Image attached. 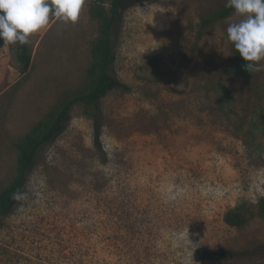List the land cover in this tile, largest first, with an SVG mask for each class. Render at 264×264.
<instances>
[{
    "label": "rangeland",
    "instance_id": "obj_1",
    "mask_svg": "<svg viewBox=\"0 0 264 264\" xmlns=\"http://www.w3.org/2000/svg\"><path fill=\"white\" fill-rule=\"evenodd\" d=\"M92 1L76 23L51 17L31 34L27 75L17 43L0 47V192L17 173V140L87 83ZM225 3L120 0L112 72L123 85L97 108L76 105L37 155L0 215V264H264V217L224 221L264 197V61L225 72L235 10L201 27Z\"/></svg>",
    "mask_w": 264,
    "mask_h": 264
},
{
    "label": "trees",
    "instance_id": "obj_2",
    "mask_svg": "<svg viewBox=\"0 0 264 264\" xmlns=\"http://www.w3.org/2000/svg\"><path fill=\"white\" fill-rule=\"evenodd\" d=\"M233 11L234 9L227 8L224 4L219 9L205 15L201 20V27L207 28L224 20ZM90 14L98 23V35L91 46L92 61L87 71V83L82 89L67 95L17 140L15 144L18 154L17 173L14 179L0 192V215H8L12 212L24 187L26 172L43 147L64 130L74 107L81 104L97 108L101 98L123 85L112 72L117 61L115 36L118 30L117 22L121 14L120 0H93L90 5ZM4 44L5 42L0 41V47ZM16 55L20 63L21 74L27 75L32 65V51L29 43L25 45L17 43ZM158 60L159 56L156 55L150 61L153 71L157 69ZM246 63L233 47L232 55L228 64L224 66V70L230 76H246L251 74L258 64L246 68ZM219 89L225 102L233 100L231 91L224 83H219ZM258 127L264 134V124ZM257 214L264 217V197L259 200L257 211H254L251 205L243 203L230 208L224 214V221L230 226L243 227Z\"/></svg>",
    "mask_w": 264,
    "mask_h": 264
},
{
    "label": "clouds",
    "instance_id": "obj_3",
    "mask_svg": "<svg viewBox=\"0 0 264 264\" xmlns=\"http://www.w3.org/2000/svg\"><path fill=\"white\" fill-rule=\"evenodd\" d=\"M86 0H0V41L29 43L31 34L48 25L55 17L76 23ZM242 17L227 27L228 40L246 61V68L264 61V0H226Z\"/></svg>",
    "mask_w": 264,
    "mask_h": 264
}]
</instances>
